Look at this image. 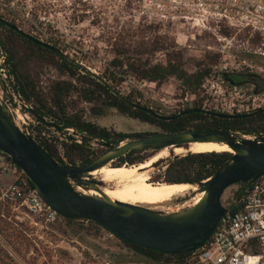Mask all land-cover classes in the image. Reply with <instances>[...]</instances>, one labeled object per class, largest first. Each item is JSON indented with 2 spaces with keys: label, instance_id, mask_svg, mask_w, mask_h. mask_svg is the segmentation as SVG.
I'll list each match as a JSON object with an SVG mask.
<instances>
[{
  "label": "rangeland",
  "instance_id": "rangeland-1",
  "mask_svg": "<svg viewBox=\"0 0 264 264\" xmlns=\"http://www.w3.org/2000/svg\"><path fill=\"white\" fill-rule=\"evenodd\" d=\"M12 1L0 3V10L10 9L15 13L7 19L10 23L37 39L47 43L56 42L53 45L60 48L69 59L83 64L88 71L100 77L108 61L112 59L115 47L135 49L142 42L151 41L154 34H168L177 46L184 48L187 58L185 67L190 73L196 69L194 65L197 62L204 60L210 63L216 59L212 63L211 73L195 93L187 91L174 78L155 87L146 81L128 77L117 87L122 95H131L134 102L160 114L173 115L190 108L243 113L264 107V90L257 93L251 85L232 86L223 78V73L226 72H246L264 78V38L258 33L239 31L224 24L217 27L215 23H210L207 29L197 31L188 27L180 18H162L158 15L159 11L154 7L150 8L145 0H35L30 6L21 3L13 5ZM29 9L32 16L26 18L23 13ZM39 16L45 19L38 18ZM153 60L164 61V55L156 54ZM237 63H241L240 66L237 67ZM37 69L43 87L59 78L58 72L45 62L40 63ZM0 95L6 99L1 89ZM8 97L7 107L24 131L35 140H51L50 144L64 164L80 165L78 155H66L65 137L54 127L40 123L31 112L34 107L32 103H22L19 99L13 100L10 95ZM78 107L84 109L87 121L112 132L134 135L162 131L157 126L121 115L116 109L106 108L99 103H82ZM43 117L48 122L55 121L51 117ZM72 134L75 135L74 132ZM72 137L76 139L75 136ZM89 143L95 151L101 150L96 140H90ZM152 153V150H141L133 157L145 159ZM163 171L161 168L153 171L151 178L154 180ZM10 183V177L3 178L0 189ZM190 193L197 194L189 195ZM187 196L191 197L190 201L194 204L202 193L196 189L173 197L155 209L170 211L186 206L188 202L183 197ZM2 207L8 209L7 221L15 229L23 230L33 240L36 249L30 248L23 255L0 235V264H42L48 260L47 251L53 256V264H165L163 258L144 256L122 241L103 240L101 231L88 233L65 227L66 232H63L58 225L53 228L54 231L46 230L30 224L31 219L25 217L21 209L15 210L10 204ZM3 212L2 210L1 213ZM59 250L68 253L63 254Z\"/></svg>",
  "mask_w": 264,
  "mask_h": 264
},
{
  "label": "water",
  "instance_id": "water-1",
  "mask_svg": "<svg viewBox=\"0 0 264 264\" xmlns=\"http://www.w3.org/2000/svg\"><path fill=\"white\" fill-rule=\"evenodd\" d=\"M0 22L50 49L63 60L68 59V55L57 46L37 39L5 20L0 19ZM79 65L86 69L83 64L79 63ZM89 73L98 76L92 71ZM98 77L108 85L104 78ZM228 83L236 86V84ZM237 86H243V83ZM108 87L112 93L133 108L141 109L165 121L177 119L191 112H204L224 119H241L264 112V107L243 113H221L202 108H190L177 114L163 115L130 100L110 85ZM31 112L34 113V110L31 109ZM36 117L46 125L58 127L53 122L46 121L44 117L39 115ZM197 142L225 144L232 150L231 157L208 178L190 183L195 185L198 192L203 195L194 204L190 201V196L183 197L187 200V205L176 210L153 209L145 205L113 200L101 191V188L110 184L91 175L93 171L108 164L113 165L135 150H155L153 156L168 147L188 148L189 144ZM102 145L109 148L87 164H61L17 124L7 107L6 99L0 95V152L6 155L27 178L41 200L63 218L92 221L119 240L148 250L166 255H179L201 247L220 219L234 209L239 191L264 175V133L247 134L223 128L188 129L128 136L115 143L102 142ZM172 149L168 158L154 162L150 168L153 171L160 168L165 170L175 159L192 153H203L189 152L174 155ZM124 164L127 163L120 162V165ZM78 188L85 191L96 190L100 195L85 193ZM196 194L193 193V195Z\"/></svg>",
  "mask_w": 264,
  "mask_h": 264
},
{
  "label": "trees",
  "instance_id": "trees-1",
  "mask_svg": "<svg viewBox=\"0 0 264 264\" xmlns=\"http://www.w3.org/2000/svg\"><path fill=\"white\" fill-rule=\"evenodd\" d=\"M3 30L0 32V44L6 51L7 63L10 71L15 77L18 90L22 99L33 104L36 116H47L55 119L57 126L76 128L84 131L90 138L110 140L115 143L124 137L125 134L111 132L105 127H100L84 117L85 111L78 107L82 103H100L116 108L122 114L130 118L139 119L143 122L156 125L166 132L184 131L195 129H231L247 134L264 133V112L257 115L241 119H224L204 112H191L173 120H160L145 111L133 108L128 105L108 87L110 85L115 90L128 77H133L137 81H146L150 85L159 87L169 79H176L187 91L195 93L203 84L212 70V63L204 60L196 63L195 70L190 73L186 69L187 58L185 50L177 46L174 39L168 34H154L151 41L142 42L138 48L124 49L115 47L113 57L104 67L102 78L108 85L99 80L87 69H83L79 63L71 59L63 60L50 49L28 39L17 33L10 27L0 23ZM52 45L56 42L49 41ZM156 54H163L164 61H154ZM46 63L55 69L59 78H56L46 86L40 84L39 69L40 63ZM234 72L223 73V78L229 79ZM62 76H65L63 78ZM127 98L132 100L131 95ZM134 101V100H132ZM137 103V102H136ZM140 104V103H138ZM57 162L63 164L56 155L57 151L50 143H43L36 140ZM66 155L76 154L82 158V163L90 162L89 150L82 145L72 143L65 145ZM141 150L130 152L122 162L134 164L144 160L143 157H133ZM2 154V153H1ZM7 160L9 158L2 154ZM231 154L229 152H203L192 153L173 160L162 175L155 177L154 181L163 180L167 183H194L208 178L214 171L227 160ZM22 177L31 185L27 178ZM241 197L239 191L238 199ZM7 202L0 201V235L3 236L13 249L25 255L30 248L34 247L33 240L29 239L23 230L15 229L7 221L8 209H2ZM241 208V203L234 207V211ZM4 211L1 213V211ZM5 216V217H4ZM65 227H73L86 232L101 231V227L92 221H81L76 219L61 218L58 228L66 232ZM52 231H54L52 229ZM129 248L154 259H164L165 264H183V260L188 253L179 255H166L143 247L129 244L123 241ZM60 253L67 254L68 251L59 250ZM48 260L42 264H53V256L47 251Z\"/></svg>",
  "mask_w": 264,
  "mask_h": 264
},
{
  "label": "built area",
  "instance_id": "built-area-1",
  "mask_svg": "<svg viewBox=\"0 0 264 264\" xmlns=\"http://www.w3.org/2000/svg\"><path fill=\"white\" fill-rule=\"evenodd\" d=\"M4 1L0 0V3ZM34 1L13 0L11 3L30 6ZM145 2L150 8L158 10V15L162 18L168 16L171 19L180 18L189 25L188 27L197 31L207 29L210 23H215L217 27L224 24L239 31L258 33L264 38V0H145ZM23 14L26 18L31 17V9L24 11ZM14 15L10 9L0 10V17L9 19ZM50 17L53 15L50 14ZM38 18L45 19L40 16ZM1 53L4 55L2 49ZM0 60L4 61L5 57L1 56ZM240 64L237 63L236 66ZM4 95L9 100L8 94ZM18 97L21 100L19 95ZM22 175L21 171L0 153V184L3 178H11V183L0 189V200L7 202L15 210L21 209L23 215L31 219L30 224L52 230L62 217L41 200L33 186H30ZM240 191L243 194L236 206L240 202L241 208L237 211L233 209L221 218L204 244L188 252L183 264H264V175ZM101 238L112 242L119 240L103 228ZM56 246L55 244V248Z\"/></svg>",
  "mask_w": 264,
  "mask_h": 264
},
{
  "label": "bare ground",
  "instance_id": "bare-ground-1",
  "mask_svg": "<svg viewBox=\"0 0 264 264\" xmlns=\"http://www.w3.org/2000/svg\"><path fill=\"white\" fill-rule=\"evenodd\" d=\"M172 148H165L155 155L145 159L139 164H124L119 166L106 165L91 173L97 179L110 184L101 188V191L113 200H119L131 204H140L149 207H158L165 201L185 195L191 191H196L197 187L190 183H167L154 181L151 174L153 170L151 165L160 160L166 159L171 155ZM229 152L232 150L225 144L219 143H192L188 148L178 147L172 149L174 155H183L189 152ZM152 179V180H151ZM79 191L100 195L96 190L85 191L78 188ZM193 193H190L191 195ZM203 195V193H202Z\"/></svg>",
  "mask_w": 264,
  "mask_h": 264
},
{
  "label": "flooded vegetation",
  "instance_id": "flooded-vegetation-1",
  "mask_svg": "<svg viewBox=\"0 0 264 264\" xmlns=\"http://www.w3.org/2000/svg\"><path fill=\"white\" fill-rule=\"evenodd\" d=\"M0 19L2 20H5L7 22H9L6 18L4 17H0ZM1 23V22H0ZM10 23V22H9ZM3 24V23H2ZM13 24V23H11ZM5 25V24H4ZM15 25V24H13ZM3 30V28L0 26V32ZM0 48L3 50L4 52V55H2V53L0 54V57L1 56H4L5 57V60L2 61L0 60V89L3 91L4 94H8L12 97L13 100H16L18 99V95L21 97V101L22 103H24V100L22 99V96L18 90V84H17V81L15 79V77L13 76V74L11 73L10 71V68H9V65L6 61L7 59V55H6V51L4 50V48L1 46L0 44ZM0 49V50H1ZM4 74V75H3ZM227 80V79H226ZM227 82H230L232 84H239V83H243V85H251L254 89V91H261L264 89V78L260 75H250V74H247L246 72H234L233 74L230 75V78L227 80ZM11 90L13 92H11ZM100 104V103H99ZM104 105V107L106 108H114V107H110V106H107L105 104H102ZM116 109V108H114ZM99 110H102L101 108ZM117 110V109H116ZM118 111V110H117ZM184 111V110H183ZM97 112H100V111H97ZM119 112V111H118ZM121 115H124V116H127L125 114H122L121 112H119ZM180 113V112H178ZM177 114V113H175ZM189 114V113H188ZM186 115V114H185ZM129 117V116H127ZM134 119V118H133ZM136 120H139V119H136ZM141 121V120H139ZM40 123H43L41 121H39ZM55 122V121H54ZM91 122V121H90ZM143 122V121H141ZM93 123V122H92ZM145 123H148V122H145ZM95 124V123H94ZM150 124V123H149ZM153 125V124H152ZM50 126V125H49ZM156 126V125H154ZM158 127V126H157ZM160 128V127H159ZM56 131H58L59 133H61L64 137H65V144L66 145H70L72 143H76V144H79V145H82L84 148L88 149L89 150V157H90V162L93 161L95 158H97L101 153H103L104 151H106L109 147L107 146H103L102 145V142H110L112 141V138L110 140H101V139H98V138H90L88 136V134L84 131H80L76 128H70V127H62V124L60 123L58 125L57 128H55ZM162 129V128H160ZM110 131V130H109ZM75 133V135H73L72 133ZM112 132V131H111ZM166 131H164L162 129L161 132H149V133H140V134H134V135H152V134H158V133H165ZM120 133V132H119ZM168 133V132H167ZM124 134V133H122ZM134 135H128V134H125L124 137H121L122 138H125V137H128V136H134ZM72 136H75L76 139H74ZM90 140H99L97 141L98 142V146L101 150L99 151H95L94 147H91L90 146ZM51 140L49 141H43V143H50ZM42 142V141H40ZM144 151V150H142ZM152 152H155V150H153ZM129 154V153H128ZM127 154V155H128ZM137 154V153H135ZM126 155V156H127ZM125 156V157H126ZM124 157V158H125ZM62 161V160H61ZM63 162V161H62ZM120 162H122V158L120 159V161L118 162H115L112 164H109V165H112V166H119L120 165ZM89 163V162H88ZM123 163H127L126 161L123 162ZM64 164V162H63ZM82 158L80 159V165H82ZM87 164V163H86ZM128 164V163H127ZM114 242V241H113ZM116 242H121V240L119 241H116ZM123 242V241H122ZM128 247V246H127Z\"/></svg>",
  "mask_w": 264,
  "mask_h": 264
}]
</instances>
